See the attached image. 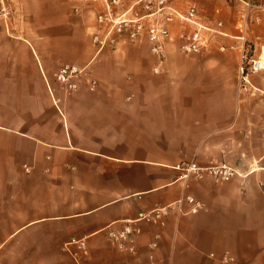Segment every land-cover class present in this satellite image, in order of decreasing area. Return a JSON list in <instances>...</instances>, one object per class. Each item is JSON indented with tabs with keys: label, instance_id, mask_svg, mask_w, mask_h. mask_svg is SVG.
Returning a JSON list of instances; mask_svg holds the SVG:
<instances>
[{
	"label": "crops",
	"instance_id": "crops-1",
	"mask_svg": "<svg viewBox=\"0 0 264 264\" xmlns=\"http://www.w3.org/2000/svg\"><path fill=\"white\" fill-rule=\"evenodd\" d=\"M222 1L224 35L183 54L173 25L155 73L145 39L94 55V11L9 0L41 20L0 27V264H73L70 238L86 239L87 264H264V69L243 82L238 38L264 56V0ZM65 62L87 65L96 84L65 91L55 80ZM186 159L246 175L175 180ZM184 195L202 207L137 221L134 252L107 238V226Z\"/></svg>",
	"mask_w": 264,
	"mask_h": 264
},
{
	"label": "built area",
	"instance_id": "built-area-1",
	"mask_svg": "<svg viewBox=\"0 0 264 264\" xmlns=\"http://www.w3.org/2000/svg\"><path fill=\"white\" fill-rule=\"evenodd\" d=\"M240 1L245 10L260 7L256 0ZM8 2L9 0H0V27L10 29L12 7ZM72 3V10L76 14L85 9L94 11L96 27L91 32L90 41L95 56L116 48L121 41L135 43L145 39L149 42L150 52L157 60L153 67L155 73L160 71L159 66L164 61L166 45L173 38V25L178 27V48L183 54L199 53L207 49L217 35H224L222 20H208L200 8L192 3L184 6L177 5L174 0H72ZM254 20L258 21L259 17L254 16ZM238 38L242 41L241 79L249 83L246 75L264 69V56L250 55L244 36L240 35ZM218 48L234 49L236 45L226 46L219 43ZM83 78L88 79L90 87L96 84V80L89 75L87 65L79 66L65 62L55 71V80L65 91L75 90L79 80ZM24 169L28 171L29 166L24 165ZM175 169L179 172L175 180L182 181L209 177L214 182H223L246 175L225 161L199 165L195 160L186 159L180 161ZM183 203L189 205V213H195L202 207V203L193 196L184 195L168 204L140 211L134 219H129L118 227L107 226L104 229L105 234L118 249L132 253L135 251L134 224L137 221L158 220L171 209L180 211ZM150 244L152 247L156 246L155 241ZM64 249L73 264H87L85 238H70L64 243ZM223 260L227 261L228 258L224 257Z\"/></svg>",
	"mask_w": 264,
	"mask_h": 264
},
{
	"label": "rangeland",
	"instance_id": "rangeland-1",
	"mask_svg": "<svg viewBox=\"0 0 264 264\" xmlns=\"http://www.w3.org/2000/svg\"><path fill=\"white\" fill-rule=\"evenodd\" d=\"M174 1L177 3V5H182V6L188 3H194L200 8L201 13L204 15V17L213 20H215V18L217 17V13H216L217 7H221L223 4L222 0H174ZM23 7L18 9H16V7L12 8V12H11L12 26L14 27L18 26L21 27L22 29L26 25H31L32 23L37 22V20L38 21L41 20V17L39 16L36 15H33V17L30 16V14L27 13ZM229 19L231 22V18ZM21 33L22 32H20L19 34Z\"/></svg>",
	"mask_w": 264,
	"mask_h": 264
}]
</instances>
